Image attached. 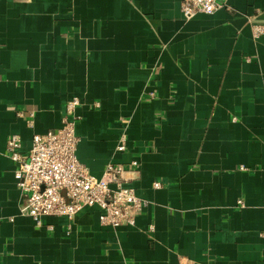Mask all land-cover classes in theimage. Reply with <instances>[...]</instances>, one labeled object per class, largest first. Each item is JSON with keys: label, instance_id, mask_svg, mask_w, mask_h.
I'll return each mask as SVG.
<instances>
[{"label": "crops", "instance_id": "crops-1", "mask_svg": "<svg viewBox=\"0 0 264 264\" xmlns=\"http://www.w3.org/2000/svg\"><path fill=\"white\" fill-rule=\"evenodd\" d=\"M180 1L0 0V264H264V0L188 21ZM72 99L91 176L139 165L133 226L21 212L7 139L26 154Z\"/></svg>", "mask_w": 264, "mask_h": 264}, {"label": "built area", "instance_id": "built-area-1", "mask_svg": "<svg viewBox=\"0 0 264 264\" xmlns=\"http://www.w3.org/2000/svg\"><path fill=\"white\" fill-rule=\"evenodd\" d=\"M226 7L227 0H181L179 3L185 21L197 14L213 15ZM251 35L255 40L264 36V23H251ZM78 106V99L67 102L60 128L34 135L31 147L24 155L20 153L18 135L7 139L5 156L14 164L16 187L24 201L21 212L37 227L43 217L64 218L67 233L75 216L85 208L99 210L98 222L101 226H133L136 216L148 203L124 185L132 180L128 174H137L139 165L135 161L127 165L108 164L99 178L91 176L76 158L79 140L75 136L78 120L75 110ZM17 116L23 118L21 112ZM25 124L32 127V114L25 119ZM126 140V134L122 133L116 146L117 152L125 150ZM154 187L159 188L160 184L155 183ZM238 203L242 207V202Z\"/></svg>", "mask_w": 264, "mask_h": 264}]
</instances>
